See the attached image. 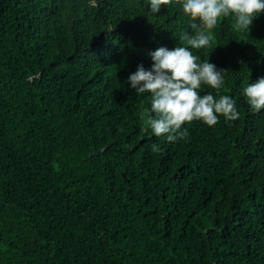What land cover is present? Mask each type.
I'll use <instances>...</instances> for the list:
<instances>
[{
  "label": "trees",
  "instance_id": "1",
  "mask_svg": "<svg viewBox=\"0 0 264 264\" xmlns=\"http://www.w3.org/2000/svg\"><path fill=\"white\" fill-rule=\"evenodd\" d=\"M181 0H0V264H264V13L201 29L239 115L155 135L126 78L186 46ZM186 130V131H185Z\"/></svg>",
  "mask_w": 264,
  "mask_h": 264
},
{
  "label": "clouds",
  "instance_id": "2",
  "mask_svg": "<svg viewBox=\"0 0 264 264\" xmlns=\"http://www.w3.org/2000/svg\"><path fill=\"white\" fill-rule=\"evenodd\" d=\"M95 5V0H90ZM170 0H146L148 9L158 13L162 5ZM181 8L185 15L200 24H192L196 29L194 36L187 33L180 37L187 39L188 47L176 46L169 48L161 45L151 50L150 68L143 63L137 66L126 78L128 87L136 93L150 92L151 107L143 113L146 127L160 136L167 134V139L173 141L185 121L202 119L209 125H214L222 114L225 119H235L239 112L236 101L231 95H214L212 92L200 93L202 84H207L219 90L224 83L223 70L208 60L200 61L192 49H199L211 43L210 35L203 29H213L221 16L230 13L235 16L237 30H246L254 18L264 13V0H181ZM251 108L264 109V77L249 83L242 89ZM186 131V130H185Z\"/></svg>",
  "mask_w": 264,
  "mask_h": 264
}]
</instances>
